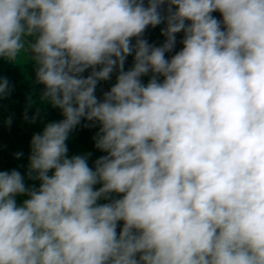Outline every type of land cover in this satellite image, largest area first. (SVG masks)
<instances>
[{"label":"clouds","instance_id":"obj_1","mask_svg":"<svg viewBox=\"0 0 264 264\" xmlns=\"http://www.w3.org/2000/svg\"><path fill=\"white\" fill-rule=\"evenodd\" d=\"M0 57L63 117L0 171V264H264V0H0Z\"/></svg>","mask_w":264,"mask_h":264},{"label":"trees","instance_id":"obj_2","mask_svg":"<svg viewBox=\"0 0 264 264\" xmlns=\"http://www.w3.org/2000/svg\"><path fill=\"white\" fill-rule=\"evenodd\" d=\"M19 62L21 64L0 57V77L7 78L12 89L9 95L0 98V171L17 169L24 174L27 169L30 140L33 134L42 132L46 123L59 121L63 117L59 109L40 101L43 85L35 83L34 62L29 60L23 63V58ZM132 62L133 57L129 56L125 70L132 66ZM143 80L147 83L148 77H144ZM107 83L109 87L115 83V74ZM104 91L98 85L97 95L102 96ZM38 108L39 115L36 122L31 123V117L37 113ZM25 114H27L28 120L24 119ZM9 118L12 120L11 125L6 123ZM85 123L82 121L81 125H78L70 133L66 142L69 149L68 155L91 153L88 163L90 167H93L95 160L106 153H102L94 146L93 137L98 131V127H84ZM17 152L23 153L19 159L15 158ZM26 183L32 184L34 182L26 179ZM35 183L38 184V182ZM113 196L118 198L116 194ZM22 199L23 197H17L18 202ZM105 202L107 201H100V203Z\"/></svg>","mask_w":264,"mask_h":264},{"label":"built area","instance_id":"obj_3","mask_svg":"<svg viewBox=\"0 0 264 264\" xmlns=\"http://www.w3.org/2000/svg\"><path fill=\"white\" fill-rule=\"evenodd\" d=\"M145 3H147V0H145ZM213 16L216 17L217 19H222V17L220 16V13L218 12H214ZM164 25L161 24L160 26H157L156 28H149L145 34H144V38L148 40V42L150 44H155L157 46H159L161 43H163L164 41V37L161 35V28H163ZM183 39V33H179L177 34V43H176V47H175V51H179L182 48V41ZM174 54V53H168L166 54V56H168L170 58V56ZM99 86L102 90L107 91L110 87L108 86L107 82H100ZM121 226H122V222H121Z\"/></svg>","mask_w":264,"mask_h":264}]
</instances>
